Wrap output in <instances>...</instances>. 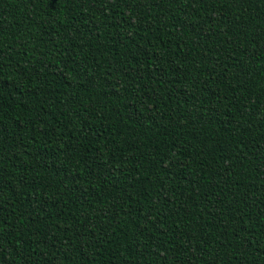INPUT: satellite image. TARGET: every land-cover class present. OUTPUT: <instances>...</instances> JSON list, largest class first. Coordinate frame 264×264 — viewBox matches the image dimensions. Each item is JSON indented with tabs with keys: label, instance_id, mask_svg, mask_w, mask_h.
<instances>
[{
	"label": "trees",
	"instance_id": "trees-1",
	"mask_svg": "<svg viewBox=\"0 0 264 264\" xmlns=\"http://www.w3.org/2000/svg\"><path fill=\"white\" fill-rule=\"evenodd\" d=\"M0 264H264V0H0Z\"/></svg>",
	"mask_w": 264,
	"mask_h": 264
},
{
	"label": "snow or ice",
	"instance_id": "snow-or-ice-1",
	"mask_svg": "<svg viewBox=\"0 0 264 264\" xmlns=\"http://www.w3.org/2000/svg\"><path fill=\"white\" fill-rule=\"evenodd\" d=\"M56 0H49L50 4H55Z\"/></svg>",
	"mask_w": 264,
	"mask_h": 264
}]
</instances>
